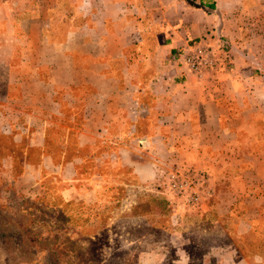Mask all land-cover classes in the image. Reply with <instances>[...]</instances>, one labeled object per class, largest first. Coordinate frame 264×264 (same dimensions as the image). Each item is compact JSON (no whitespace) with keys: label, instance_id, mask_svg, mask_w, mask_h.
Returning <instances> with one entry per match:
<instances>
[{"label":"crops","instance_id":"crops-1","mask_svg":"<svg viewBox=\"0 0 264 264\" xmlns=\"http://www.w3.org/2000/svg\"><path fill=\"white\" fill-rule=\"evenodd\" d=\"M201 47H210L219 64L198 75L182 65L181 55ZM113 59L123 61L114 75L129 80L128 91L118 87L117 93L133 97L132 116L121 114L127 108L124 98L116 103L117 115L110 114V107L105 114L93 111L101 105H93V93H102L103 87L93 86L91 79L97 74L109 80ZM59 67L63 80L57 78ZM70 72L83 81H69ZM0 83V127L7 125L10 135L0 134L16 145L23 140L19 130L29 122L24 120L28 109L30 128L38 122H75L61 115L53 119L47 109L51 101L56 108L61 102L77 104L83 123V132L76 134L80 146L90 147L92 132H98L93 127L105 124L121 127V144L113 154H126L134 141L146 140L142 156L147 161L130 167L137 181L155 180L163 165L206 171L203 193L214 204L202 200V212H217L218 206L231 210L264 188V0L3 2ZM76 91L82 101H74ZM31 144L39 159L35 165L24 160L14 180V188L25 193L40 184L42 171L53 174L57 168L45 150L44 134ZM0 169L10 177L13 158L1 160ZM73 192L61 193L62 199L89 203Z\"/></svg>","mask_w":264,"mask_h":264},{"label":"rangeland","instance_id":"rangeland-1","mask_svg":"<svg viewBox=\"0 0 264 264\" xmlns=\"http://www.w3.org/2000/svg\"><path fill=\"white\" fill-rule=\"evenodd\" d=\"M108 62L113 76L107 80L96 74L91 79L93 86L103 87L102 93H93V105L101 104L93 111L100 115L110 107V114L117 115L116 103L125 99L127 108L121 114L132 116L133 97L117 93L118 87L128 91L129 80L114 75L123 61ZM63 74L59 67L57 78L65 79ZM68 80L83 81L76 72H70ZM72 96L74 101L83 100L77 91ZM74 101L70 98V103ZM51 103L47 109L51 118L75 117V122L44 126L38 122L29 128L33 118L28 109L24 120L29 122L19 130L20 145L0 134V162L12 157L14 166L10 177L0 169V264H264V188L231 210L189 208L169 193L164 175L180 167L163 165L155 180L141 183L130 167L147 161L142 156L145 147L134 141L126 154H113L121 144L117 124L100 125L102 129L93 125L98 132H92L91 146H80L76 134L83 132L81 107L61 102L56 108ZM6 126L0 133L10 135ZM41 133L57 168L53 174L42 171L40 184L27 193L17 191L14 180L22 174L23 161L35 165L39 159L31 141ZM198 171L207 179L206 171ZM69 191L89 203L65 202L61 193ZM204 200L214 204L205 194Z\"/></svg>","mask_w":264,"mask_h":264},{"label":"built area","instance_id":"built-area-1","mask_svg":"<svg viewBox=\"0 0 264 264\" xmlns=\"http://www.w3.org/2000/svg\"><path fill=\"white\" fill-rule=\"evenodd\" d=\"M13 0H0V3ZM182 65L190 72L200 75L214 71L219 62L210 47L197 48L194 52L183 54ZM169 193L189 208H199L203 192L207 188L206 176L193 169L181 168L178 171L164 172ZM203 191V192H202Z\"/></svg>","mask_w":264,"mask_h":264},{"label":"water","instance_id":"water-1","mask_svg":"<svg viewBox=\"0 0 264 264\" xmlns=\"http://www.w3.org/2000/svg\"><path fill=\"white\" fill-rule=\"evenodd\" d=\"M145 145H146V140H140L139 141V146L140 147H145Z\"/></svg>","mask_w":264,"mask_h":264}]
</instances>
